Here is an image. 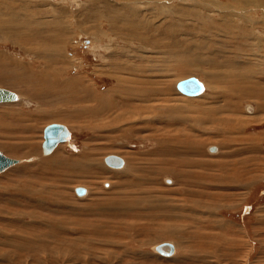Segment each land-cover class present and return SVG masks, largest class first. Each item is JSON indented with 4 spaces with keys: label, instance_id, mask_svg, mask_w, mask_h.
I'll list each match as a JSON object with an SVG mask.
<instances>
[{
    "label": "rangeland",
    "instance_id": "rangeland-1",
    "mask_svg": "<svg viewBox=\"0 0 264 264\" xmlns=\"http://www.w3.org/2000/svg\"><path fill=\"white\" fill-rule=\"evenodd\" d=\"M228 3L231 0H0V20L11 29L5 36L0 27V87L19 97L0 103V151L18 160L0 173V264H264V99L254 93L240 99L226 95L234 85L231 81L211 85L203 73H189L170 52L190 46L222 47L230 51L227 55L247 59L262 70V8L254 2L230 17L234 8ZM109 11L125 21L107 18ZM60 25L63 39L60 45L53 42L60 46L58 54L53 56L56 49L51 47L52 57H45L40 35L54 39ZM29 29L42 34L30 36ZM107 62L111 69L104 66ZM118 76L125 78L124 85L135 77L150 80L152 87L173 80L168 107L173 105L171 115H177L173 119L180 118L152 122V113L133 117L119 107L108 115L121 121L112 129L97 130L89 91L81 89L103 94L121 88ZM189 76L202 83L199 95L189 97L176 90L177 81ZM217 86L226 90L218 101L226 109L214 119L202 104ZM247 107L253 114L246 112ZM49 123L65 125L71 139L43 155L42 129ZM126 126L130 131L123 130ZM211 146L217 151L210 152ZM107 154L122 156L124 167L106 166ZM84 155L90 163L80 161ZM196 161L212 162V167L224 161L230 167L229 179L237 181L235 189L230 180L229 188L218 189L221 201L204 212L195 208L212 202L193 192L216 189L186 182L192 170L198 171L191 163ZM186 162L191 167L180 169ZM214 171L209 166L204 173ZM165 177L174 183L166 184ZM187 183L193 192L186 191ZM79 185L88 191L83 198L74 193ZM170 210L172 216H180L166 219ZM199 217L207 225L199 223ZM175 226L179 237L167 234ZM55 234L67 238L66 244H59ZM32 235L42 236L33 241L28 238ZM162 241L174 243L173 255L164 257L153 250ZM41 243L45 251L37 260L29 254L36 251L26 247Z\"/></svg>",
    "mask_w": 264,
    "mask_h": 264
},
{
    "label": "bare ground",
    "instance_id": "bare-ground-1",
    "mask_svg": "<svg viewBox=\"0 0 264 264\" xmlns=\"http://www.w3.org/2000/svg\"><path fill=\"white\" fill-rule=\"evenodd\" d=\"M157 1V0H156ZM158 1H160V0H158ZM255 2V6L256 7H259V8H262L261 9V11H259L260 13H261V17H262V21L261 22H264V0H231V5L229 4L228 6L229 7H233L234 8V10L232 11V12H229L228 13V16H230V14H231V16H233L234 14H236V12H238L239 11V13H243V12H245L246 11V9L248 8L247 6H249V5H252L253 3ZM156 3V2H155ZM160 3H162V2H159L158 4H160ZM256 3H257V5H256ZM227 4V3H226ZM199 5V4H198ZM156 7V6H155ZM249 9V8H248ZM259 10V9H258ZM258 10H255V12H257ZM230 11V10H229ZM110 12V11H109ZM165 12V11H164ZM221 12V11H220ZM224 13V12H223ZM238 13V14H239ZM110 14V15H109ZM108 15H107V18H109V17H112L113 19H115V20H119V22H120V20H122L117 14H116V12L115 11H111L110 13H109ZM226 14V13H225ZM249 14V13H248ZM184 15V14H183ZM222 16V15H221ZM220 16V17H221ZM230 16V17H231ZM182 18V17H181ZM203 18V17H202ZM228 18V17H227ZM184 19V18H183ZM224 19H225V17H224ZM122 21H125V19L124 20H122ZM225 21V20H224ZM236 21V20H235ZM153 22V21H152ZM207 22V21H206ZM261 22H259V24L261 23ZM118 23V22H117ZM122 23V22H121ZM238 23V22H237ZM248 23V22H247ZM249 23H251V22H249ZM248 23V24H249ZM0 24L2 25V26H0V27H2V32L4 33V35L5 36H7V35H9L8 33H9V31H11V29L9 30V28L8 27H6L5 25H4V23L0 20ZM112 24V23H111ZM114 24V23H113ZM120 24V23H119ZM118 24V25H119ZM228 24V23H227ZM23 25V24H22ZM115 25V24H114ZM113 25V27L115 28V26ZM121 25V24H120ZM124 25V24H123ZM126 25V24H125ZM124 25V26H125ZM230 25H234V24H230ZM60 26H62V28H60V29H58V31L54 34L56 37H54V39H53V37H47L46 38V36H44L42 33H39V32H37V31H30L31 29H29V30H27V31H29V33H30V36L33 34V35H40V34H42V35H40L41 36V38H40V40H41V42H42V45H43V47H42V49H43V51H41L42 52V54H44L45 55V57H49V58H51L52 56V51H50V49H51V47H54L55 49L56 48H59L60 46H56L55 44H56V42H60V38H62L63 36H64V34H65V31H64V28H63V25H60ZM117 26V25H116ZM237 26V25H236ZM236 26H235V28H236ZM125 27H127V26H125ZM125 27H123V28H125ZM213 27V26H212ZM211 27V28H212ZM231 27V26H230ZM25 28V27H24ZM23 28V29H24ZM117 28H120V27H117ZM132 28V27H131ZM158 28V27H157ZM232 28V27H231ZM1 29V28H0ZM130 29V28H129ZM142 29H143V27H142ZM156 29V28H155ZM216 29H219V28H216ZM221 29V28H220ZM46 30V29H45ZM158 30V29H157ZM208 30H210V29H208ZM222 30V29H221ZM250 30H251V28H250ZM26 31V32H27ZM49 31V30H48ZM115 31V30H114ZM128 31V30H127ZM216 31V30H215ZM220 31V30H219ZM226 31H227V29H226ZM134 32H136V31H134ZM208 32V31H207ZM233 32V31H232ZM16 33V32H15ZM129 33V32H128ZM128 33H126V34H128ZM131 33V32H130ZM159 33V32H158ZM226 33H230L229 31H227ZM233 33H235V32H233ZM21 34H23V33H21ZM63 34V35H62ZM122 34V33H121ZM133 34V33H132ZM170 34H172V33H170ZM239 34V33H238ZM12 35V34H11ZM16 35V34H15ZM125 35V34H124ZM160 35V34H159ZM168 35V34H167ZM14 36V35H13ZM23 36V35H22ZM49 36V35H48ZM134 36V35H133ZM136 36V35H135ZM232 36H233V34H232ZM240 36V35H239ZM247 36V35H246ZM166 37V36H165ZM242 37V36H241ZM59 38V39H58ZM238 38V37H237ZM63 39V38H62ZM161 39V38H160ZM54 40H55V42H54ZM45 41H47V42H45ZM178 40H176V42H177ZM55 44H54V43ZM154 42V41H153ZM159 42V41H158ZM157 42V43H158ZM160 42H162V41H160ZM61 43V42H60ZM60 43L58 44V45H60ZM164 43V42H163ZM100 44V43H99ZM159 44V43H158ZM171 44H172V46H173V48H176V44L177 43H175V41H173V42H171ZM161 45V44H160ZM163 45V44H162ZM180 45V44H179ZM58 49H56L55 50V53L53 54V56H56V54H58V52H56ZM204 50H205V52H204ZM165 51V50H164ZM44 52V53H43ZM171 52V56L174 58V60H178V61H181V62H183V63H185L186 64V68H187V70L189 71V73H192V72H194V71H199L200 73H203L205 76H206V78H208V80L210 81V83H211V85L213 84L214 86H215V84H217L220 80H229V81H231L234 85H233V87H231V89H229L230 91H228L229 93L228 94H226V95H230V96H236V97H238L239 99L241 98V97H248V98H250L252 95H254V94H256L257 96H259L261 99H264V62L261 64L262 65V70L259 68H255L253 65H255L254 63H251V61H249V60H244L243 58L242 59H237V57L238 56H234L233 57V55H227V53H230V51L229 50H224L222 47H220V49L217 47H207V46H200V47H193V46H190V47H183V48H181V49H179V48H177V49H174V50H172V51H170ZM130 54V53H129ZM107 55H109V54H107ZM136 55V54H135ZM163 56V55H162ZM170 56V55H169ZM122 57V56H121ZM126 57V56H125ZM168 57V56H167ZM219 57H222V59H220ZM43 58V57H42ZM130 58H132V57H130ZM150 58V57H149ZM244 58H246V57H244ZM45 59V58H44ZM48 59V58H47ZM163 60V59H162ZM156 61V60H155ZM113 63V62H112ZM119 63V62H118ZM124 63V62H123ZM134 63V62H133ZM155 63V62H154ZM105 65H108V67L111 69V67H110V65H109V63L107 62V63H104V66ZM136 65V64H135ZM129 66V65H128ZM128 66H126L127 68H128ZM134 66V65H133ZM138 66V65H137ZM142 66V65H141ZM152 66V65H151ZM156 66V65H155ZM165 66V65H164ZM256 66V65H255ZM257 66H259V65H257ZM120 67V66H119ZM125 67V68H126ZM140 67V66H139ZM48 68V67H47ZM151 68V67H150ZM153 68V67H152ZM156 68V67H155ZM165 68V67H164ZM115 69V68H114ZM113 69V70H114ZM140 69V68H139ZM118 70V69H117ZM120 70V69H119ZM124 70V69H123ZM135 70V69H134ZM115 71H116V69H115ZM114 71V72H115ZM122 71V70H121ZM137 71V70H136ZM153 71H155V70H153ZM163 71V70H162ZM47 72H48V69H47ZM141 72H142V70H141ZM148 72V71H147ZM150 72V71H149ZM157 71H155V73H156ZM139 73V72H138ZM125 74V73H124ZM152 74V73H151ZM193 74V73H192ZM256 74H260L261 75V80H258L256 77H257V75ZM118 75V74H117ZM122 76V75H121ZM139 76V75H138ZM131 76H129V78H130ZM118 78V80H120V82L122 81V79L124 80L125 78H123V77H120V76H118L117 77ZM127 78V77H126ZM146 78V77H145ZM151 78V77H150ZM167 78V77H166ZM166 78H165V80H166ZM143 79V78H142ZM158 79V78H157ZM168 79V78H167ZM53 80V79H52ZM58 79H55V81H54V84H56V83H58V81H57ZM117 80V79H116ZM146 80V79H145ZM149 80V79H148ZM158 81V80H157ZM163 81V80H162ZM172 81L173 80H170V81H167L166 83H164V85L161 87V86H157V87H152V86H150V84L151 83H153V82H150V80L149 81H141L140 80V77H135V79H132V80H130V81H127V82H125L126 84L124 85V84H122V82L121 83H119V84H121V88H119V87H112L111 89H108V91L106 92V93H103V94H101V93H99V94H96L95 92H94V89L93 88H85V86H83L82 88L83 89H81V91L82 90H85V89H88V91H89V94H87L88 96H90V102H91V105H92V107H91V117H94V118H98L97 119V121L96 122H94L93 123V125L97 128V130H102L103 128H111L112 129V127L113 126H115L114 124H116L117 122H119V121H121V119H118L117 121H112V116L111 115H108V112H111L112 111V109H118L119 107H123V110L124 111H122L123 113H125V111H129V113H131L130 115L131 116H133V117H135V116H138V115H140V113L142 114V112H149V113H152L153 115H152V118L151 119H149L150 121H157V122H160V121H164L165 123H167V121H174V120H176V119H178V118H180V117H177L176 119H173L174 118V116L176 115H174L173 113V115H171V112H172V110H173V108H171V107H173V105L172 106H170V108L172 109H170L169 107H168V105L170 104V99H169V95L170 94H172L171 93V90H172V86H173V83H172ZM261 81V82H260ZM119 82V81H118ZM155 83H157V82H155ZM127 84H129V85H127ZM136 85V86H133L132 87V85ZM158 84V83H157ZM145 85V86H144ZM148 85V86H147ZM203 86V85H202ZM212 88H214V90H213V93H211L212 95L211 96H205L203 99H205L206 101H204L203 102V104H202V106H203V108H204V110L206 109V110H208V112H212L215 116H213V118L214 119H217L218 118V116L220 115V113H221V111L222 112H224L225 111V106H224V104H222V106H219V104H218V101L220 100V99H222V98H224V97H222V96H224L225 94H224V92L223 91H226V90H223L221 87H212ZM221 88V89H220ZM5 89H7V88H5ZM226 89V88H225ZM204 90V87H203V89H202V91ZM79 91V90H78ZM202 91L200 92V93H202ZM14 93V92H13ZM200 93H198V94H196V95H199ZM254 93V94H253ZM15 94V93H14ZM81 95V94H80ZM119 95V96H118ZM196 95H191V96H196ZM218 97H217V96ZM116 96H118L120 99L119 100H117V101H115V97ZM187 96H189V95H187ZM202 96V95H201ZM15 97H16V99L15 100H17L19 97H18V95H16L15 94ZM190 97V96H189ZM227 97V96H226ZM229 97V96H228ZM171 98V97H170ZM200 98V97H199ZM255 98H257V97H255ZM237 99V98H236ZM246 99V98H245ZM225 100V99H224ZM228 100H230V99H228ZM12 101H14V100H12ZM12 101H8V102H12ZM172 101V100H171ZM157 102V103H156ZM159 102V103H158ZM232 102V101H231ZM230 102V104L231 105H233L232 103ZM0 103H5V102H0ZM165 103H167V105H165ZM169 103V104H168ZM225 103H227L228 104V102H225ZM90 104V103H89ZM129 104L131 105V104H133L134 106H132V107H130L129 106ZM229 104V105H230ZM171 105V104H170ZM200 105V104H199ZM263 105H264V102H263ZM185 106V105H184ZM201 106V105H200ZM235 106H236V104H235ZM229 107V106H228ZM231 107V106H230ZM250 107H251V105H250ZM253 107V106H252ZM251 107V108H252ZM258 107V106H257ZM90 108V107H89ZM174 108H175V106H174ZM180 108V107H179ZM179 108H178V110H179ZM183 108V107H182ZM234 108H236V109H238V107H234ZM251 108H249V107H247V113L248 112H250V114L252 113L253 114V112L254 111H252L251 110ZM83 109H85V108H83ZM88 109V108H87ZM127 109V110H126ZM177 109V108H176ZM187 109H189V108H187ZM186 109V110H187ZM192 109V108H191ZM198 109H199V107H198ZM114 111V110H113ZM118 111V110H117ZM120 111V110H119ZM202 111H203V109H202ZM174 112V111H173ZM178 112V111H177ZM204 112V111H203ZM202 112V113H203ZM205 112H207V111H205ZM88 113H89V111H88ZM121 113V112H120ZM185 113V112H184ZM181 114V113H180ZM207 114V113H206ZM120 115V114H119ZM109 117V119H108V122L107 123H105V121H104V119H105V117ZM130 116V118H132ZM172 116H173V118H172ZM177 116V115H176ZM179 116V115H178ZM185 116V115H184ZM90 117V116H89ZM124 118V117H123ZM162 118H164V120H162ZM100 119V120H99ZM126 119V118H125ZM138 119V118H137ZM136 119V120H137ZM139 119H141V118H139ZM155 119V120H154ZM183 119H184V117H183ZM187 119V118H186ZM94 120V119H93ZM99 120V121H98ZM148 120V121H149ZM178 121V120H177ZM180 121V120H179ZM114 122H116V123H114ZM128 122H130V121H128ZM135 122V121H134ZM141 123V122H140ZM143 123V122H142ZM146 123V122H145ZM118 124V123H117ZM132 124V123H131ZM154 124V123H153ZM236 124H239V123H236ZM63 125V124H62ZM90 125H92V124H90ZM92 125V126H93ZM122 125V124H121ZM136 125V124H135ZM151 125V124H150ZM171 125V124H170ZM240 125H241V123H240ZM65 126V125H64ZM93 126V127H94ZM129 128L130 127H133L132 125H127ZM127 126L126 127H124V129L123 130H126V131H128L129 129L127 128ZM142 126V125H141ZM140 126V127H141ZM234 126V125H233ZM92 127V128H93ZM65 128L67 129V127L65 126ZM148 128V127H147ZM91 129V128H90ZM94 129V128H93ZM120 129V128H119ZM131 129V128H130ZM144 129V128H143ZM145 129H146V127H145ZM240 129V128H239ZM96 130V131H97ZM107 130V129H106ZM118 130V129H117ZM131 130H133V129H131ZM134 130H137V129H134ZM234 130V129H233ZM232 130V131H233ZM67 131L69 132V138L68 139H66V140H64V141H62V142H65V141H69L70 139H71V132L67 129ZM122 131V130H121ZM125 131V132H126ZM130 131V130H129ZM130 135V134H129ZM61 142H58V143H56V145L53 147V149L58 145V144H60ZM257 145V144H256ZM212 147V146H211ZM213 148L214 149H212V150H210V147L208 148V150L210 151V152H216L217 151V148L215 147V146H213ZM52 149V150H53ZM52 150L49 152V153H51L52 152ZM43 153V152H42ZM49 153H43V155H47V154H49ZM109 155H114V156H117V157H119L120 159H121V161H122V163H121V165H119V166H109V165H107L106 163H105V161H104V158L106 157V156H109ZM6 156V155H5ZM80 157V156H79ZM105 157L103 158V162H104V164L106 165V166H108V167H110V168H113V169H122L123 167H124V165H125V160H124V158L122 157V156H120V155H117V154H107V155H105ZM88 158H90V157H88V155L87 156H81L80 157V161L81 162H85V161H89L88 160ZM77 161V160H76ZM218 162V161H217ZM17 163H18V161H17ZM88 163H90V161L88 162ZM191 163H193V165H192V167H193V169L194 168H197V170L198 171H196V170H192V172H190V174H188V176H187V178L188 179H186V182H190V183H193V184H191V186H195V184L194 183H199L200 185L202 184L203 186L202 187H204V188H206V190L207 189H211V188H215L216 189V191H214V192H211V193H207V192H203V191H199L198 190V192L197 191H192L191 189H188V188H190V187H188L189 185H188V183H187V187H186V191H191V192H193L194 193V195H196V196H199V197H203V198H205V200H210L212 203H210V202H208V201H206L205 202V204L204 205H198L195 209L197 210V208L199 207L201 210H202V212H204V210L203 209H207L208 207L209 208H211V207H215V206H217L218 205V203L221 201V199H219L220 198V196L218 195V189H220V188H229V186H227V181L228 180H230L229 178H230V175H229V169H230V167H228L229 165L228 164H226V163H224V161H221V163H218V165L216 164V165H214L215 167H212V165H210L211 163L210 162H201V161H196V162H191ZM191 163L189 164V162H186L185 164H181V167H180V169L181 168H190L191 167ZM216 163V162H215ZM16 164V163H15ZM15 164H13V165H15ZM241 164V163H240ZM13 165H11V166H13ZM11 166H9V167H11ZM209 166L211 167V168H213V170H215L214 171V173H211V174H206V173H204V172H206V168H209ZM9 167H7V168H9ZM7 168H5L4 170H6ZM4 170H2L1 172H3ZM233 170V169H232ZM0 172V173H1ZM232 172V171H231ZM230 172V173H231ZM246 172V171H245ZM239 173H240V171H239ZM239 177V176H238ZM203 179H206L207 180V182H203L202 180ZM210 181H213V184H210L209 182ZM217 181H218V183H217ZM164 182L166 183V184H173L174 183V180L172 179V178H170V177H165L164 178ZM222 182H223V184H222ZM103 184H105V183H103ZM233 188L232 189H235V187H237L236 186V184H237V181H236V179L235 178H232L231 180H230V183H229ZM239 184V183H238ZM106 185L108 186V188L110 187V182H107L106 183ZM207 185L209 186V187H207ZM206 186V187H205ZM77 187H80V188H83V193L82 194H78L76 191H75V188H77ZM74 188V193L76 194V196L77 197H79V198H83V197H85L86 195H87V193H88V191H87V188L86 187H84V186H76ZM193 188H195V187H193ZM183 191H185V190H183ZM217 196H219V197H217ZM213 200V201H212ZM216 201V202H215ZM192 201L190 200V203H191ZM214 202V203H213ZM218 202V203H217ZM197 203V202H196ZM193 206V205H192ZM118 208V207H117ZM171 208H174L175 209V207L174 206H172ZM114 209V208H113ZM118 211V210H117ZM123 211V210H122ZM180 211H182V209H180ZM176 214V213H175ZM174 214V215H175ZM165 217H166V219H173V218H177V217H179L180 215L179 214H176V216H172V210H170V215L169 214H166V215H164ZM58 219V218H57ZM62 221V220H61ZM204 221H205V225H207V220L204 218H202V217H199V223H204ZM214 223H216V222H218L216 219H214V220H212ZM63 222V221H62ZM220 222V221H219ZM79 223V222H78ZM82 222H80V224H81ZM89 223V222H88ZM221 223V222H220ZM76 225V224H75ZM82 225V224H81ZM91 225V224H90ZM219 225V224H218ZM221 225H222V223H221ZM22 226V225H21ZM61 226V225H60ZM80 226V225H79ZM86 226H87V224H86ZM23 227V226H22ZM27 227V226H26ZM74 227V226H73ZM81 227V226H80ZM131 227V226H130ZM210 227V226H209ZM59 228V227H58ZM82 228V227H81ZM92 228H93V226H92ZM170 228V227H169ZM36 230V229H35ZM77 230V229H76ZM84 230H85V228H84ZM91 230V229H90ZM163 229H161V230H159V231H162ZM181 230V229H180ZM38 231V230H37ZM83 231V230H82ZM19 232V231H18ZM58 232H60L59 230H58ZM57 232V233H58ZM176 232H178V230H177V226H175V227H173L172 229L170 228V229H168L167 230V234L169 235V236H171V237H179V234L178 235H176L177 233ZM21 233V232H20ZM77 233V232H76ZM85 233H87L86 231H85ZM93 233V232H92ZM95 233H97V232H94V234ZM176 233V234H175ZM78 234H80V233H78ZM90 234H91V232H90ZM175 234V235H174ZM204 234V233H203ZM77 235V234H76ZM92 235V234H91ZM37 235H32V236H30V237H28V238H30L31 240H33V241H39L40 239H41V237L40 236H42V235H40L39 237H36ZM54 236H56V237H58L57 236V234H55ZM78 236V235H77ZM76 237V236H75ZM79 237V236H78ZM205 237V236H204ZM59 238V237H58ZM69 238V237H68ZM80 238H82V237H80ZM55 239V238H54ZM67 239V238H66ZM66 239H65V237H60L59 238V241H58V243L59 244H62V243H65L66 244ZM75 239H78V238H75ZM3 240V239H2ZM89 240V239H88ZM102 240V239H101ZM22 241V240H21ZM55 241V240H54ZM78 241V240H77ZM91 241H93V240H91ZM75 242V241H74ZM88 242V241H87ZM30 243H31V241H30ZM36 243H38V242H36ZM56 243V242H55ZM76 243V242H75ZM74 243V244H75ZM79 243V242H78ZM78 243L76 244V245H78ZM83 243H84V241H83ZM86 243V242H85ZM90 243V242H89ZM161 243H166V244H164V245H162L161 246V250L164 252V253H167V254H160L158 251H157V249H156V245L153 247V250L155 251V252H157V253H159L160 255H162V256H164V257H169V256H171V255H173L174 254V252L176 251V246L174 245V243L172 242V241H162ZM13 244V243H12ZM33 244V243H32ZM71 244L73 245V243L71 242ZM81 244V243H80ZM79 244V245H80ZM160 244V243H159ZM15 245V244H14ZM56 245H58V244H56ZM83 245V244H82ZM99 245V244H98ZM158 245V244H157ZM66 247V246H65ZM64 247V248H65ZM59 248V247H58ZM83 248V247H82ZM14 249V248H13ZM29 250V249H34L33 251H36V252H34V253H29V254H34L33 255V257H36L37 258V260H39V257L37 256L38 254H39V256H40V252L41 253H43V251H45L44 250V247L42 248V243L38 246V247H34V246H32L31 244H28V246L26 247V250ZM47 249V248H46ZM55 249H56V247H55ZM61 249H63V248H61ZM69 249V248H68ZM23 250V249H22ZM48 250V249H47ZM59 250V249H58ZM64 250V249H63ZM77 250V249H76ZM65 251V250H64ZM39 252V253H38ZM76 252V251H75ZM37 253V254H36ZM48 253H50V251L48 252ZM57 253V252H56ZM55 253V254H56ZM61 253H62V251H61ZM74 253V251L72 252V254ZM15 256V253L14 254H12V255H10V254H8V256ZM66 255H67V253H66ZM68 256V255H67ZM71 257V256H70ZM74 257V256H73ZM76 257V256H75ZM180 257V256H179ZM167 259H170V258H167ZM181 259V258H180Z\"/></svg>",
    "mask_w": 264,
    "mask_h": 264
},
{
    "label": "water",
    "instance_id": "water-1",
    "mask_svg": "<svg viewBox=\"0 0 264 264\" xmlns=\"http://www.w3.org/2000/svg\"><path fill=\"white\" fill-rule=\"evenodd\" d=\"M175 88L178 92L184 95H196L200 93L203 89L202 83L194 76H189L187 78L177 81ZM15 94L5 88L0 87V102H8L15 100ZM42 142L41 149L43 153H49L53 147L58 142H62L69 138V132L64 125L60 123H49L45 125L42 129ZM214 149L213 146L210 147V150ZM18 160L5 156L0 151V172L5 168L15 164ZM104 161L109 166H119L122 161L119 157L114 155H109L104 158ZM75 191L78 194L83 193V188L77 187ZM166 243H160L156 245V249L160 254H167L161 250V246Z\"/></svg>",
    "mask_w": 264,
    "mask_h": 264
},
{
    "label": "crops",
    "instance_id": "crops-1",
    "mask_svg": "<svg viewBox=\"0 0 264 264\" xmlns=\"http://www.w3.org/2000/svg\"><path fill=\"white\" fill-rule=\"evenodd\" d=\"M7 71H10V69L8 68V70Z\"/></svg>",
    "mask_w": 264,
    "mask_h": 264
}]
</instances>
